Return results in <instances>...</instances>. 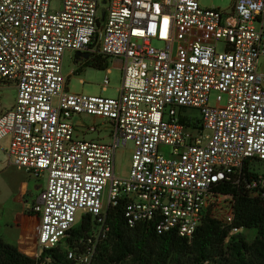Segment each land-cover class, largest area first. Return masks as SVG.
Here are the masks:
<instances>
[{
	"label": "built area",
	"instance_id": "2783aa9c",
	"mask_svg": "<svg viewBox=\"0 0 264 264\" xmlns=\"http://www.w3.org/2000/svg\"><path fill=\"white\" fill-rule=\"evenodd\" d=\"M51 1L0 0V87L16 90L0 113V140L11 165L45 178L30 208L31 257L47 264L64 241L68 264H93L106 212L119 201L128 227L190 239L208 216L239 234L236 195L216 185L264 206V0H235L228 12L198 0H59L57 9ZM66 51L119 59L117 96L70 92ZM108 84L105 75L102 90ZM81 114L108 122L107 138L96 121L80 124L79 135L72 117ZM127 143L121 176L114 153ZM83 221L85 238L72 232Z\"/></svg>",
	"mask_w": 264,
	"mask_h": 264
},
{
	"label": "trees",
	"instance_id": "16d2710c",
	"mask_svg": "<svg viewBox=\"0 0 264 264\" xmlns=\"http://www.w3.org/2000/svg\"><path fill=\"white\" fill-rule=\"evenodd\" d=\"M108 60V56L93 55L86 58L84 63L98 69H107ZM216 186L222 192L229 191L236 195L235 224L256 230L251 242H246L236 234L224 248L223 243L228 232L217 220L208 216L197 226L190 239L178 236L172 230L157 234L152 226L146 223L128 227L122 216L123 202L119 201L106 212L109 231L107 237L95 247L93 264L97 259L102 260L101 243L107 239L109 248L103 249H108L107 260L112 263L129 258L136 264H203L206 261L214 264H264V206L242 192L236 193L230 186L221 183ZM88 226L89 222L83 221L72 232L85 238ZM55 249L49 250V253L56 261L58 257ZM210 253L216 258L211 259ZM0 264L38 262L0 238Z\"/></svg>",
	"mask_w": 264,
	"mask_h": 264
},
{
	"label": "rangeland",
	"instance_id": "374dc122",
	"mask_svg": "<svg viewBox=\"0 0 264 264\" xmlns=\"http://www.w3.org/2000/svg\"><path fill=\"white\" fill-rule=\"evenodd\" d=\"M199 4L202 7H213L218 8L224 11H230L233 7L235 0H198ZM59 0L51 1V8L57 9L59 7ZM153 45L156 47H160L162 44L156 40L152 41ZM223 44L218 43L217 49L222 50ZM75 60V52L66 51L62 58V73L66 77V82L68 86V90L70 92H82L91 95H102L108 97L117 96V89L120 86L121 78H122V69L119 65L114 66L112 60L108 63V68L110 70L106 71V69H98L93 66L85 65L84 60L74 62ZM107 75L109 78V84L106 86L104 90H102V79ZM14 85H3L0 88V102L2 104H8L12 101L13 95L15 93ZM217 91L211 90L209 94V103L215 104ZM225 95H222V100L220 104H224ZM188 113L194 117H198L199 113L197 109H188ZM72 121L75 125H77L78 133L81 134L80 124H91L94 121L98 123V127L101 128L99 133L100 137L107 138V132L110 129V124L103 119L94 117L92 115L81 114L75 115L72 117ZM97 133H89L86 134V138L96 137ZM8 140L7 138H3L0 140V236L5 239L7 242H12L10 239V233L15 232L12 228L7 227L8 217L10 215V211L14 207V194L17 191L18 185L16 184L18 180H20L23 176V171L14 167L9 163L8 156L6 154ZM159 151L165 156H169L170 147L167 145H160ZM131 156V144L127 143L125 146L118 147L114 153V167L115 173L118 175H126L129 167H130V157ZM42 184V183H41ZM256 230L254 228H245L242 229L239 233V236L245 240L246 242H251L254 238ZM232 236L227 235L224 239L223 247L225 248L228 241H230ZM233 238V237H232ZM61 246H58L55 249L57 259L56 261L53 259L52 255L46 256V262L51 264H67L64 260L63 251L67 247L66 243L62 241ZM102 250L100 253L103 254L102 260H96L95 264H136L131 259L127 258L119 263H112L107 260V256L109 254V241L108 239L101 243ZM36 245L32 248V250H36ZM26 254L29 256H33V253L30 251H26ZM211 259H215L216 256L213 253H210ZM44 256V255H43ZM52 261V262H51ZM208 264H214L209 261Z\"/></svg>",
	"mask_w": 264,
	"mask_h": 264
},
{
	"label": "crops",
	"instance_id": "0c3cea01",
	"mask_svg": "<svg viewBox=\"0 0 264 264\" xmlns=\"http://www.w3.org/2000/svg\"><path fill=\"white\" fill-rule=\"evenodd\" d=\"M79 58H77L75 55L74 62L77 63L78 61H82ZM111 60L114 66L120 65L119 59L109 58L108 63ZM106 70H110V68L107 67ZM13 87L15 89V86ZM14 96L15 93L13 95L12 101L8 104H2L0 102V113L13 104ZM16 184L18 185V188L14 194L15 204L10 211L8 221H6L8 223L6 226L12 228L15 232H11L9 234L12 242L5 241L2 236H0V238L3 241L16 246L24 253L26 251L34 252L32 248L36 245L38 218L34 213L30 212V208L31 205L37 200L38 193L45 184V178L39 177L38 179H34L23 171L22 178L18 180Z\"/></svg>",
	"mask_w": 264,
	"mask_h": 264
},
{
	"label": "water",
	"instance_id": "95a60500",
	"mask_svg": "<svg viewBox=\"0 0 264 264\" xmlns=\"http://www.w3.org/2000/svg\"><path fill=\"white\" fill-rule=\"evenodd\" d=\"M103 12H104V9L102 8L101 9V13L103 14ZM75 55H76L77 58H79V57L88 58L90 56V53H87V52H84V53H82V52H76Z\"/></svg>",
	"mask_w": 264,
	"mask_h": 264
}]
</instances>
